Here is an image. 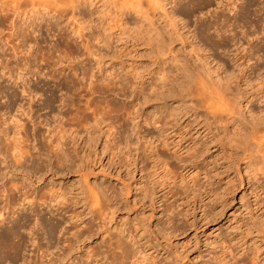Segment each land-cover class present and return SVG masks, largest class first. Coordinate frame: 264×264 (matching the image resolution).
I'll list each match as a JSON object with an SVG mask.
<instances>
[{
    "label": "rangeland",
    "instance_id": "1",
    "mask_svg": "<svg viewBox=\"0 0 264 264\" xmlns=\"http://www.w3.org/2000/svg\"><path fill=\"white\" fill-rule=\"evenodd\" d=\"M52 6L61 17L35 19L7 39L33 47L30 67L21 48L19 62L3 44L11 22L0 12V61H10L13 73L0 62V150L9 164L5 169L0 157V173L8 174L0 183L33 192L36 211L61 223L47 242L30 221L20 229L27 239L21 257L4 264L37 259V243L53 258L66 229L84 224L94 236L62 264H264V137L255 143L248 134L254 122L264 127V0H56ZM72 53L80 61L74 69L67 66ZM188 73L195 76L190 85ZM21 83L34 90L30 96L20 92ZM171 109L178 121L165 132L143 119ZM58 118L55 134L63 136L66 161L43 140L53 139L48 129ZM17 124L16 137L29 151L24 165L23 158L14 163L6 152L12 138L7 144L1 134L6 129L11 136ZM150 134L167 143L151 151L140 139ZM158 158L167 161V176L150 173ZM40 191L65 193L67 207L39 205L47 196ZM21 198L3 211L0 227L32 215ZM120 238L126 258L116 247ZM90 249L93 261L85 255Z\"/></svg>",
    "mask_w": 264,
    "mask_h": 264
},
{
    "label": "bare ground",
    "instance_id": "2",
    "mask_svg": "<svg viewBox=\"0 0 264 264\" xmlns=\"http://www.w3.org/2000/svg\"><path fill=\"white\" fill-rule=\"evenodd\" d=\"M205 1V0H204ZM55 2H56V0H0V12L3 14V17H5L6 19L8 18V19H10V26H9V30H10V33H9V36L8 37H6L5 38V40H3L4 42H3V44L6 46L7 44L9 45L8 47H9V49L10 50H13V54H14V57H15V59H17V61H19L20 62V59H21V57H20V55L19 56H17V54H18V49L19 48H21L19 51V53H22L23 54V57H22V59H24V56H26L25 57V59H27V60H25V63L27 64V66H29L30 67V65H31V63H32V61H33V59H31V57H33V55H32V52L34 51L33 50V47H32V45H31V47H32V49H31V47H30V49H31V51L28 49V47H26V45H25V47H24V45H23V43H20L19 45H14L15 43H13V45H10L11 43L7 40L9 37H12L13 39H15L16 37L18 38V36L21 34L19 31V29L21 28V26L24 24V25H33V22L35 21V19H38V18H41V19H44V18H48V17H61V16H59L60 14H61V12L60 13H58V11H56V10H54L55 11V13H58V14H56L55 15V13L54 12H52L51 13V11H52V8L51 7H53L52 5L53 4H55ZM234 5V4H233ZM26 7H28V8H26ZM55 8L56 7H58V6H54ZM53 7V9H55ZM59 7H61L60 5H59ZM58 7V8H59ZM60 11H62V10H64V9H59ZM58 15V16H57ZM62 15V14H61ZM21 19H22V21H21ZM3 20V19H2ZM5 20V19H4ZM26 20H27V23L25 24V22H26ZM1 21V20H0ZM19 21H21V22H19ZM223 21V20H222ZM32 27V26H31ZM20 34H19V33ZM18 35V36H17ZM28 36V35H27ZM5 37V36H4ZM15 37V38H14ZM11 38V40H13ZM16 38V39H17ZM24 39V38H23ZM22 39V40H23ZM2 40V39H1ZM10 40V39H9ZM17 41V40H16ZM15 41V42H16ZM26 41V40H25ZM19 42V41H18ZM27 44V43H26ZM30 45V44H29ZM2 46V45H1ZM77 47V46H76ZM3 48V47H2ZM16 48H18L17 49V51H16ZM24 48H26L28 51H26ZM75 49H77V48H75ZM75 51V50H74ZM17 52V53H16ZM27 52H28V57H27ZM75 52H77V51H75ZM11 54H12V51H11ZM32 55V56H31ZM13 57V58H14ZM259 57L260 58H262V55H259ZM258 57V58H259ZM34 58V57H33ZM69 58H71V61L70 62H68V64H67V66L69 67H71V68H76V66L80 63V61H79V59H78V56H77V54H75V53H72L70 56H68V59ZM1 62V61H0ZM9 63H10V61L9 62H7V63H5L4 62V64L1 62V65L3 64V67L4 68H8V65H9ZM24 63V62H23ZM15 64V63H14ZM25 65V64H24ZM34 66V65H33ZM32 67V66H31ZM20 68V67H19ZM63 68V67H62ZM28 69V68H27ZM2 70V69H1ZM8 71H10V73H11V75L13 74L12 72H11V70H10V68H8L7 69ZM25 70V69H24ZM21 71H22V69H21ZM19 72H20V70H19ZM18 72V73H19ZM21 73V72H20ZM20 73L18 74V75H16V77H17V79L19 78H21V76H20ZM13 76V75H12ZM11 76V77H12ZM16 79V80H17ZM24 80V79H23ZM194 80H195V76L193 75V74H189L188 73V76H187V78H186V80H185V82L186 83H188L189 85L192 83V82H194ZM18 81V80H17ZM22 81V80H21ZM125 85H126V82H124V83H122V90L123 89H125ZM17 86V85H16ZM21 86V87H20ZM20 86H19V88H20V92H22V93H26V95H29L30 96V92L31 91H34V90H31V87H29V86H27V84L26 83H21L20 84ZM16 88V87H15ZM14 89V88H13ZM19 91V90H18ZM35 93H36V91H35ZM50 93V92H49ZM9 96H8V100H9V104L10 103H13V102H15V95H16V91L14 90H11V92L8 94ZM49 95V94H48ZM55 94L54 93H52L51 92V94L49 95V97H46V98H48V100H50L49 102L48 101H46V103H47V107L49 108V106L52 104V102L55 100V96H54ZM146 97H144V102H146ZM55 102V101H54ZM217 102H221V100H218ZM217 102H214L213 104H216ZM45 103V104H46ZM48 103H49V105H48ZM13 104H15V103H13ZM142 104H143V102H142ZM6 105V104H5ZM12 105V104H11ZM165 105V104H164ZM6 106H8V105H6ZM20 106H22V105H19V107ZM30 106V105H29ZM51 107V106H50ZM7 108V107H6ZM9 108H10V106H9ZM27 109H28V111H25L26 112V114L30 111H32V109L31 108H29V107H27ZM9 111V110H8ZM22 111H23V113H25L24 112V109H22ZM6 113H8V112H6ZM9 115V114H8ZM11 115V114H10ZM28 115V114H27ZM58 116V115H57ZM57 116L55 117V119L57 118ZM54 117V116H53ZM63 117V116H62ZM62 117H61V119H62ZM8 118V117H7ZM59 119V118H58ZM61 119H59V121L56 123L57 125H54L52 128H49L48 129V131H49V133L50 132H52V136H53V139H47L46 137H45V139H43L44 141H49V144H50V147H52L53 148V152H54V156L57 158V160L58 159H61V161L64 159L65 160V158H66V156H67V153H66V151L64 150V148H63V146H64V141H63V136L62 135H60V136H57L55 133H59L61 130H60V123H63V122H60L61 121ZM144 119V121L145 122H147V124H150V125H153V126H156L157 125V129L158 130H160L161 132H165V131H167L169 128H171V127H173L174 126V124H175V122H177L178 121V117H177V113H174L173 112V110L171 109V110H169V112L168 113H165L164 115H163V112H160L159 111V113H158V111H152V112H149L148 114H146L145 115V117L143 118ZM5 121V120H4ZM3 121V122H4ZM18 121H20V120H18V119H16V121L15 122H18ZM45 121H46V119H45ZM8 122V121H7ZM4 123H6V122H4ZM45 123H47V122H44V124ZM6 125V124H5ZM47 125V124H46ZM14 126V125H13ZM17 126H18V124L16 125V128H17ZM21 126V125H20ZM134 126H137V125H134ZM4 127V126H3ZM2 127V128H3ZM36 128V127H35ZM4 129V128H3ZM1 130V129H0ZM17 130L19 131V126H18V129H14V131H13V133H12V135L11 136H8L9 134H7V132H6V129H4V130H2V132L3 133H1L2 134V136L4 137H6V143H7V141H8V143L7 144H9L10 142H9V139L7 140V138L8 137H11L12 138V143L10 144V145H8L7 147V149L4 147V149H6V152H7V150L9 149L10 150V153L12 154V156L13 157H15L16 158V160H14V161H17V162H14V163H18L19 161H20V159L21 158H23L24 159V157L26 156V155H24V153H25V151H28V150H23V149H25V148H23L22 146L23 145H20V143H22V142H20L19 141V139H21V138H17L16 137V135H18V132H17ZM133 130H134V128H133ZM137 130V129H136ZM249 129H247V131H248ZM37 131H38V129H37ZM246 131V132H247ZM262 131H264V127L263 126H259L258 125V123L257 122H254L253 123V125L250 127V130H249V132H248V134H249V137H250V139H252V140H250L251 142H254V140H255V143L256 142H259V140H257V139H260L261 137H264V136H262V135H260V133L262 132ZM1 132V131H0ZM69 132H70V135H72L73 136V131L72 130H69ZM39 133H41V132H39ZM48 133V134H49ZM134 133H135V131H134ZM243 134V133H242ZM43 134H41V136H42ZM39 136H40V134H39ZM49 136V135H48ZM74 136H75V134H74ZM74 136H73V138H74ZM4 137V138H5ZM42 137H44V135L42 136ZM81 136H79L78 135V138H80ZM161 137V134H157V135H155V134H150L149 135V137L148 136H146V135H140V139L142 140V142L143 143H145V144H147L146 145V148H149V149H151V151H153L154 149V147H157V145H158V143L159 144H166L167 142H166V139H164V137H162V138H160ZM243 137V136H242ZM241 137V138H242ZM240 138V139H241ZM245 139H246V135H245V137H244ZM247 139H248V137H247ZM262 139V138H261ZM260 139V140H261ZM42 140V139H41ZM42 140V141H43ZM77 140V139H76ZM75 140V141H76ZM161 140V142H159ZM249 140H248V142H250ZM3 143H4V141H3ZM46 143V142H45ZM264 143V142H263ZM47 144L48 143H46V147H47ZM48 144V145H49ZM251 144V143H250ZM250 144H248V145H250ZM259 144V143H258ZM6 145V144H5ZM44 145V144H43ZM247 145V146H248ZM257 144H254V146L257 148L258 147V145L256 146ZM263 145V144H262ZM23 148V149H22ZM29 148V147H28ZM248 148V147H247ZM255 148V149H256ZM137 150H139V146H137V148H136ZM153 149V150H152ZM249 149V148H248ZM258 149V148H257ZM13 152V153H12ZM29 152V151H28ZM9 153V154H10ZM8 154V155H9ZM10 154V155H11ZM25 154H29V153H25ZM32 154V153H31ZM6 155V154H5ZM2 152H1V150H0V157H1V159L5 162L6 161V157L7 156H5ZM53 155V154H52ZM137 156H138V154H137ZM138 158L139 157H137V160H138ZM22 159V162H23V165H24V161H25V159L23 160ZM55 159V158H54ZM47 160V159H46ZM63 160V161H64ZM68 160V159H67ZM60 161V160H59ZM66 161V160H65ZM7 162V161H6ZM5 162V169L7 168V166L9 165L8 163H6ZM56 162H58V161H56ZM3 163V162H2ZM21 163V162H20ZM64 163V162H63ZM62 163V164H63ZM19 164V163H18ZM49 164V163H48ZM20 165V164H19ZM45 165H46V163H45ZM137 165V164H136ZM4 166V165H3ZM16 166V165H15ZM18 166V165H17ZM43 166V165H42ZM166 166H167V161L166 160H163V158L161 159H155V162H153V165H151V171H150V173H153V175H159V174H164V175H166L167 176V174H169V172L170 171H168L167 169H166ZM20 167V166H19ZM22 168V167H21ZM20 169V168H19ZM28 169V168H27ZM37 169H39V168H37ZM1 170V169H0ZM26 170V169H25ZM40 170V169H39ZM38 170V171H39ZM142 170V169H141ZM170 170V169H169ZM3 171H5V170H3ZM8 169H7V173H8ZM17 171V170H16ZM22 171H24V170H22ZM21 171V172H22ZM27 171V170H26ZM15 172V171H14ZM19 173V172H18ZM26 173V176H28L27 175V173H28V171L27 172H25ZM10 174V173H9ZM6 175H8V174H5V173H0V177L1 178H4ZM21 175H24L23 173H21ZM13 176V175H12ZM22 177V176H21ZM30 179V178H29ZM25 181V180H24ZM21 182V181H20ZM12 182H10V184H11ZM16 183V182H15ZM33 184H34V182H32ZM20 184V183H19ZM11 185H13V184H11ZM11 185H10V187H11ZM28 185V184H27ZM9 186V185H8ZM18 186H20V185H17L16 187H14V188H16V191L17 192H20L19 194H17V193H14V194H12V193H10V192H7V191H9V188L8 187H6V185L4 184V182H2V183H0V187H1V189H0V197L1 196H3V197H5V201H4V203L3 204H0V217L2 216V213H3V211H5L6 209H9V207H10V205H14L15 203H17L16 201L17 200H20V198H21V201H24V200H26V202L28 203V204H30V210L32 211V215H31V213H30V215L29 214H24V215H22L21 216V220H19V219H17V220H15L14 222H12L7 228H2V226L0 227V264H4V262L5 261H7L6 259H10V258H12V260L13 259H18L19 257H21V252H22V250H23V248H25V245H26V238H25V236L23 235V233H22V231L20 230L21 228H24V227H26L27 225H29V222L30 221H33V223H35L36 224V229H35V232L38 234V232L39 231H41L42 232V235H44V237L47 239V242H51V239L54 237V235L58 232V230L60 229V227H61V223H60V221L59 220H54V218L52 217V216H44L42 213H40L41 211H36V209L32 206V203L33 202H31L32 200L31 199H29V194H28V192L27 191H20L19 190V187ZM29 186V185H28ZM26 187V186H25ZM13 188V189H14ZM12 188H10V191H12L13 190ZM22 189V188H21ZM23 190V189H22ZM25 190V189H24ZM101 191V190H100ZM41 193H39V194H43L44 195V192L43 191H40ZM43 192V193H42ZM33 193V192H32ZM31 193V194H32ZM46 193V192H45ZM104 193V192H103ZM155 193V191L154 190H151L150 192H148L147 193V196H148V198H149V200H150V204L152 205V203L154 204L155 203V200H154V198H153V194ZM30 194V195H31ZM38 194V196H40ZM101 195H103L102 194V192L100 193ZM45 195H47V196H45ZM44 196V198H42L41 197V201L42 202H40L39 203V205H43V204H45L46 206H50L51 205V207L52 206H56L54 209H58V208H61V210H63V208L65 209V207H67V205H68V200L66 199V197H65V193H63V192H58V191H49V192H47L46 194H45ZM35 197V196H34ZM40 198V197H39ZM4 199V198H3ZM2 203V202H1ZM19 203V202H18ZM10 211V210H9ZM8 211V212H9ZM52 211V210H51ZM6 212V211H5ZM4 212V213H5ZM7 212V213H8ZM51 213V212H50ZM74 217H77V214L76 215H73V217L72 218H74ZM72 218H69V219H72ZM3 219H5V217L3 216V218H2V220ZM76 220V219H75ZM82 222V221H81ZM76 222L75 221H71L70 222V225L73 227V225L75 226V225H78L79 226V224H75ZM30 224H31V222H30ZM70 225H69V227H70ZM81 225V224H80ZM30 226V225H29ZM31 227H34V226H31ZM71 227V228H72ZM81 227V226H80ZM91 225H83L80 229H76V230H74V231H70L69 232V229L67 228L66 229V236H65V238H64V244L62 245V247L60 246V251L55 255V257H53V258H46V256H47V246H44L43 244H40V243H37V245H36V248L35 249H37V252H39V255H36V257H37V259H23V261H24V264H62V262L64 261V260H66V261H68L69 259H71V257H72V255L73 254H75V252H77V251H81L82 249H81V245L83 244L84 245V241L83 240H85V239H90L91 237H93L94 236V234H95V230L93 229V231H92V229H91ZM77 228V227H76ZM32 229V228H31ZM73 229H75L74 227H73ZM73 229H71V230H73ZM169 231L168 232H173V229L170 227V229L169 228H167ZM69 234V235H68ZM102 236H103V234H102ZM33 239H35V238H33ZM111 238L109 237L108 238V240H110ZM54 240V239H53ZM119 244H117L116 245V247H118V249H121V257L122 258H126L127 256H128V252H127V249L125 248V245H123V242H121V238L119 239ZM53 242V241H52ZM54 243V242H53ZM79 243H80V245H79ZM50 245H52V244H50ZM49 249V248H48ZM89 251V250H88ZM100 250H97V253L99 252ZM91 252V249H90V251L89 252H86L87 254H85L86 256H88L87 257V259L89 258L90 259V257H92V255H89V254H91L90 253ZM96 253V252H95ZM85 256V257H86ZM80 259H82V257L80 258ZM93 259H94V256H93ZM93 259L91 260V261H93ZM19 260V259H18ZM96 260V259H95ZM23 264V263H22ZM67 264H72V262H68ZM76 264V263H75ZM95 264H97V262L95 263ZM104 264V263H103Z\"/></svg>",
    "mask_w": 264,
    "mask_h": 264
}]
</instances>
